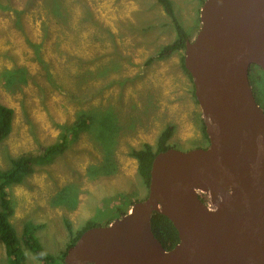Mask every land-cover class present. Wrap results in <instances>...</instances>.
I'll return each instance as SVG.
<instances>
[{
    "label": "rangeland",
    "instance_id": "rangeland-1",
    "mask_svg": "<svg viewBox=\"0 0 264 264\" xmlns=\"http://www.w3.org/2000/svg\"><path fill=\"white\" fill-rule=\"evenodd\" d=\"M204 1L170 0L190 42ZM175 38L156 0H0V104L13 110L0 171L34 154V173L7 188L20 264H45L33 242L52 258L46 264H64L88 224L104 227L146 200L148 186L129 155L146 144L156 151L167 127L170 149L208 146L193 84L180 66L184 51L157 58ZM112 56L115 69L76 88L85 67L110 69ZM250 79L262 108L264 73L253 70ZM80 116L86 121L76 138L42 162L39 152L73 131ZM0 264H12L1 242Z\"/></svg>",
    "mask_w": 264,
    "mask_h": 264
},
{
    "label": "water",
    "instance_id": "water-1",
    "mask_svg": "<svg viewBox=\"0 0 264 264\" xmlns=\"http://www.w3.org/2000/svg\"><path fill=\"white\" fill-rule=\"evenodd\" d=\"M199 20L183 65L208 146L158 153L147 199L82 233L64 264H264V111L249 80L264 72V0H205ZM155 212L177 232L171 250Z\"/></svg>",
    "mask_w": 264,
    "mask_h": 264
},
{
    "label": "trees",
    "instance_id": "trees-1",
    "mask_svg": "<svg viewBox=\"0 0 264 264\" xmlns=\"http://www.w3.org/2000/svg\"><path fill=\"white\" fill-rule=\"evenodd\" d=\"M156 2L159 6H161V8L167 14V16L172 18L174 23V30L176 32L175 40L171 44L163 47L157 55L158 59H165L170 57L175 52L184 50V45L188 41V35L185 32V30L182 28L177 17L173 15L170 0H156ZM114 50H115L114 55L117 56L118 54L116 52V47L114 48ZM35 54H36V58L39 59L37 51L35 52ZM114 59H115L114 56L110 58L109 61L110 69L109 68L107 69L106 67L103 69H99V68L89 69L88 67H85L82 73L76 76V88H78L79 85L85 86L87 83L94 81L102 74L109 73L113 69H115L116 62L114 61ZM180 66L183 72L188 77L190 83L192 84V79L189 73L185 70L183 65V56L181 57ZM13 82L14 80H10L7 82V85H10L11 88H14V86L12 85ZM252 86H253L254 96L256 99H258L254 83L252 84ZM193 97H194V93H193ZM262 107L264 110V105H262ZM85 121H86V117L80 116L79 123L74 128H72L73 131H65V133H62L54 144L48 146L47 149L39 152L41 156L38 158L40 160L42 159V162L48 163L52 161V159L55 156L62 154L65 148L68 146L69 141L71 139L76 138L77 133L83 128V126L85 125ZM12 122H13V110L0 104V142L5 140L10 135L12 131ZM172 131H173L172 127H167L163 131V133L159 137L158 148L156 151H153L152 147L146 144L142 147V149L132 150L129 155L130 158L136 160L138 174L142 178L146 186H149L150 169H151L152 161L158 153L169 149V147L166 146V144L172 135ZM203 134L207 138L205 134V125H203ZM33 155L34 154L27 153L20 157L14 158L11 160L13 167L12 169L7 170L6 172L0 171V242L4 248L5 255L7 256V258H9L12 261V264H20L21 255L18 249V239L16 236L15 229L10 223V219L14 214V204L10 200L7 188L12 183H17V184L20 183L24 176H29L34 173L32 166L34 161ZM45 155H47V157ZM125 214L126 212L121 213L120 218L123 217ZM151 221H152L151 222L152 232L154 236L159 240V242L161 243V245L165 250H171L175 245H177L179 241L177 232L174 229L171 222L166 217L162 216L160 213L155 212L151 217ZM110 223L111 222H108L106 226H108ZM90 228H93V226L88 224V226L85 227L84 230H88ZM77 240H75L74 243ZM29 247L33 250L37 259L44 262L45 264L48 261L52 260L51 257H48L43 253V251L39 248V246L36 243L34 242L31 243ZM64 257L65 255L63 256V258Z\"/></svg>",
    "mask_w": 264,
    "mask_h": 264
},
{
    "label": "flooded vegetation",
    "instance_id": "flooded-vegetation-1",
    "mask_svg": "<svg viewBox=\"0 0 264 264\" xmlns=\"http://www.w3.org/2000/svg\"><path fill=\"white\" fill-rule=\"evenodd\" d=\"M254 69V68H253ZM256 69V68H255ZM253 70H250L249 71V76H250V74H251V72H252ZM249 80H251L250 78H249ZM251 84H252V82H251ZM264 111V110H263Z\"/></svg>",
    "mask_w": 264,
    "mask_h": 264
},
{
    "label": "bare ground",
    "instance_id": "bare-ground-1",
    "mask_svg": "<svg viewBox=\"0 0 264 264\" xmlns=\"http://www.w3.org/2000/svg\"><path fill=\"white\" fill-rule=\"evenodd\" d=\"M193 40V39H192ZM190 41V40H189ZM194 91V90H193ZM263 108V107H262ZM177 149V148H176ZM163 216V215H162ZM152 222V221H151ZM152 225V224H151Z\"/></svg>",
    "mask_w": 264,
    "mask_h": 264
}]
</instances>
